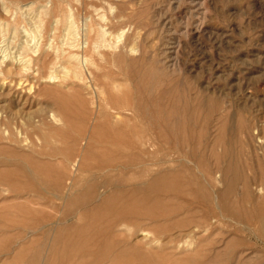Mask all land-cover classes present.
Segmentation results:
<instances>
[{
    "label": "rangeland",
    "instance_id": "1",
    "mask_svg": "<svg viewBox=\"0 0 264 264\" xmlns=\"http://www.w3.org/2000/svg\"><path fill=\"white\" fill-rule=\"evenodd\" d=\"M68 16L71 18L69 19ZM69 21L72 28H69L68 23H66ZM0 25V39H2L0 40V71H2L0 72V122L2 125L0 131L8 128L11 140L21 139L20 134L22 136L25 134L24 136H27L28 139L24 144L25 150H28L29 139L35 138L37 134L43 137L39 141L42 150H47L49 146L59 149L64 148L70 137L60 138L58 136V138L59 128L60 130L64 128L68 132L80 130V137H82L85 133L86 119L83 118L82 122L77 121L74 112L64 109L63 112L66 115L60 116L62 118L59 119V122H56L58 124L52 121L55 129L52 130L53 125L47 115L51 110L58 112L54 100L59 95H63V91H67L69 84H74L75 81L85 86L82 92L85 99L88 101L92 99L93 101V97H95L94 103L101 105V108L108 106L107 102L119 106L130 103L136 107L140 98L139 93H142L141 96L145 100H150L154 99L166 87L167 91L174 90L177 97H181L182 100L187 99L193 103L196 102L190 110L192 109L191 112H198L201 118L199 124L195 127L194 134H198L199 130L202 131L204 139L205 137H207L206 140L210 139L207 142L218 135L216 146L218 153L221 154L225 148L227 149V156L225 155L224 159L226 164L231 165L235 173L233 174L231 170L230 179L235 187L234 190L226 192L225 199L228 200H226L229 203L228 205L238 206L243 204L248 219L245 221L244 218L238 219L232 216L229 218V215L221 217L222 215L214 205V201L213 205H209L204 200V196L208 199V195L213 198L215 195H219L218 192L221 190L218 189L225 186L223 182L226 180L217 176L215 182L218 185L214 182V187L207 186L206 192L208 193L190 192L189 198H192L193 202L185 204L184 210L188 212H185V215L190 216L192 219L190 217L189 219L194 221L197 216L202 215V218L199 219H201L200 224H203V227L201 226L200 230L194 232L195 235L191 233L190 237L192 238L189 237L187 228H177L180 225L182 226V222L185 220L181 213L182 207L177 203L184 198L179 196L176 197L178 201L174 200L175 203L173 202V206L178 204V207L175 206L177 209L171 213L169 219L173 221L175 219L176 224L177 222L180 224L179 226L178 224H172L171 226L169 224L167 228L160 231L161 234L166 232V235L162 234L163 236L160 239L164 243L170 240L167 250L170 253L172 252L171 254L174 257L189 258V260H185V264H192V262L194 264V261L191 259L192 257L184 256L182 249L189 246L190 249L187 248L186 250L189 251L197 243L204 244L205 249L203 247L202 249L208 251L209 261H206L205 264H264V147H258L255 138H253L256 135L254 134L255 131L257 132L261 127L264 128V0H0ZM98 29H105L110 33L102 38L98 34ZM24 40L27 44L24 43ZM124 46L125 48H123ZM125 49L130 50V53L129 51L126 52ZM44 50H47L49 58L54 56L55 53L58 57H54L55 62H58L57 67L50 65H48V69L47 66L39 67L35 59L39 58L40 54H46ZM73 54L82 58L76 60L75 57L71 56ZM84 57L86 61L83 62ZM26 61L31 64H28V62L26 64ZM22 63L25 65L23 66ZM83 64L85 65L83 66ZM30 67L32 72L28 71ZM23 68L26 69L27 73ZM142 70L145 72L147 70V72L145 73ZM29 73H32L33 76L30 75V77ZM50 74H54V80L48 78ZM2 75L5 77H2ZM137 75L142 78H140L141 81H139ZM147 75L149 79H147ZM81 76L83 80L79 78ZM22 77L26 78L23 79ZM67 77L68 79L65 80ZM91 77L93 78L90 79ZM12 78H15V80ZM11 80L13 84L10 83ZM19 81L23 85L21 83L17 84ZM88 83H91V86ZM19 87L23 89L21 90ZM129 87H132V89ZM8 88L10 89L8 90ZM54 90H57L56 93H54ZM88 90L91 91V94L93 93L92 96ZM113 95L120 99L114 98ZM206 97L214 98L211 111L206 107ZM103 99L105 102L102 101ZM112 99H116L119 103L114 102ZM124 101L126 104L123 103ZM89 106L88 103V109ZM34 112L36 115H33ZM122 112H125L124 115ZM122 112L123 117L131 116V113L126 110H122ZM201 112H204V115ZM208 114L211 115L209 117H212L210 121L206 118ZM38 119L42 120V123ZM221 123H223L222 126H220ZM212 124L213 126H211ZM56 125L57 127H55ZM78 125H81L83 130ZM145 131L146 133L149 132L148 129H145ZM46 135H48L47 138H45ZM0 136L2 137L0 145L7 146L10 143L6 139L7 135L3 136L0 132ZM0 155L5 156V154ZM145 160L146 158L144 159L145 163L148 162ZM250 177L255 179L250 182ZM220 182L221 185H219ZM34 191L46 197L48 201L47 204L43 205L45 206V215L42 216V221L48 222V215H59L61 210L58 204L61 200L57 199L56 193L40 186L35 187ZM211 210L217 216L216 221L207 220L206 213L207 211L211 212ZM145 224V227H150L151 223L148 221ZM24 230H29V228L26 227ZM167 230L170 232L168 233ZM209 230L210 234L207 233ZM14 231H21V229ZM23 232L25 233V231ZM182 233L184 234L182 235ZM185 235H188L186 236L188 238H185ZM174 237L182 240L179 242ZM201 238L205 240V243L204 240H199ZM259 241L261 242L259 243ZM192 242L196 244L192 245ZM186 243L187 245H185ZM258 243L259 245H257ZM1 244H4L3 246L7 245L5 240H2ZM220 249H222L224 255L221 256L223 260L220 257V260L216 259L217 261L210 262L214 253L220 251ZM38 260L34 262L38 264ZM201 262L199 260L195 263L199 264Z\"/></svg>",
    "mask_w": 264,
    "mask_h": 264
},
{
    "label": "bare ground",
    "instance_id": "2",
    "mask_svg": "<svg viewBox=\"0 0 264 264\" xmlns=\"http://www.w3.org/2000/svg\"><path fill=\"white\" fill-rule=\"evenodd\" d=\"M68 17L69 19L71 18L70 16ZM72 22L73 21L71 19V23ZM66 23L69 25L70 21ZM70 27L72 28L71 24L69 25V28ZM109 33L110 32L105 29H100L98 31L99 36L102 38L109 35ZM24 43H26L25 40ZM129 46H127V48ZM123 48H125V46ZM125 50L130 53V50ZM45 52L46 54H40L41 56L38 54L39 58L35 59L39 67L47 66V69L48 65L57 67L56 64L58 62L56 63L54 60V57H57L55 53L54 56L49 58L47 56V50ZM71 56H73V58L75 57L76 60L80 58L79 55L77 56L76 54ZM82 60L84 62L86 61V58L84 57ZM27 62L28 64H31L29 61H26V64ZM84 65L85 64H83V66ZM35 67L37 68V65ZM28 69V71L32 72L31 67ZM30 75L33 76L32 73H29V76ZM50 75H48V78L52 79L54 74L52 76ZM73 75L77 76L76 74ZM90 75H92V73H90ZM35 76L36 74L34 77ZM2 77L5 76L2 75ZM38 77L41 78V76ZM137 77L139 78V75H137ZM22 78L24 79L26 77ZM79 78L83 80L82 76ZM92 78L93 77L90 79ZM140 78L139 81H141ZM12 79L15 80V78ZM67 79L68 77L65 78V80ZM147 79H149V77ZM12 82L13 81L11 80L10 83L13 84ZM76 82L77 81H75L74 84H69V89L67 91H63V95L58 94L59 97L56 100H54V97L53 100L58 108V112L56 113L51 110L49 113L46 111L48 113L46 114L51 119V124L52 121L55 122V124H58L56 122H59V119L61 120L62 117L60 116L64 114V109L74 112L77 121L82 122L81 120H83V118L86 119L87 122L84 127L85 133L82 137H80V130L68 132L64 128H61L62 130L59 128L60 132H58V135L55 133L57 137H70V139L65 143L64 148L62 147L59 149L48 145L49 148L47 146V150H42L39 141L42 140L41 138L43 137L37 134L35 138L29 139V145H27L28 150H25L24 144L28 141L27 136H24L25 134L23 136L20 134L21 139L11 140L9 138L10 133L8 128H4L3 131H0L1 135H7L6 139L10 142L7 146L0 145V154H5V156L0 155V168H2L0 169V264H25L26 262L27 264H37L34 261L38 259V264H183L185 260H189V258H183L182 256L174 257V255L171 254L172 252L170 253L167 250V248H169L168 245L170 240L164 243L162 242V239H160L161 236H163L162 234H165L166 232L161 234L160 231L167 228L169 224L170 226L172 224H176L175 219L174 222L169 218L171 213L177 209L176 207H178L177 205L179 204L180 207H182L181 213L186 221L183 220L182 226H179L180 223L177 222L179 226L177 228H187L186 230L189 237L191 233L195 235L196 233L194 232L200 230L203 225L200 224L201 219H199L202 218V215L199 217L197 216L195 221L191 220L192 218L190 216L189 217L191 219L185 215V212L188 213L184 210L185 204L187 202H193L192 198H189V193L193 191L199 194L208 193L206 192V187H214L213 185L217 183L215 182L217 176L226 180L223 182L225 183V186L222 189H218L221 191L218 192L219 195H215L214 198L212 196L209 197L208 195L207 199L206 196L203 195L205 197L204 200H206L209 205H213L214 201V205L218 208L219 213L222 215L221 217L229 215V218L232 216L238 219L244 218L245 221H247V211L242 206L243 204L238 206L228 205L229 203L226 202L227 199H225L227 195L226 192L234 190L235 187L230 179L233 171L232 167L229 163L226 164L224 159L226 152H228L226 151L227 149L225 148L223 150L224 152L221 154L218 153L216 148L218 135L210 142H207L210 139L206 140L207 137L204 139L202 131L200 132L199 130L198 134H194L195 127L199 124V120L201 118V115L198 114V112H191L192 109L190 110V108L193 107L192 105H195L196 102L193 103L187 99L182 100L181 97H177L174 90L167 91L166 87V89L159 92L154 99L150 100H145V98L141 96L142 93H139L140 98L136 107L130 103L126 104V99L124 98L125 101L123 103L126 104L125 106H119L113 103L109 104L107 102L108 106L101 108V105L99 106L97 103H94L95 97H93V101L92 99H90L91 101L85 99L82 93L85 86ZM20 83L21 82L19 81L17 84ZM31 83L33 84V82ZM21 84L23 85V83ZM137 87L139 86L137 85ZM129 88L132 89V87ZM9 89L10 88H8V90ZM89 89L91 90V87ZM56 91L54 90V93H56ZM48 92L51 93L49 90ZM89 93L87 94L88 96L91 94ZM110 93L112 94V92ZM113 97L117 98L116 95H113ZM112 100H114V102L116 101V99ZM127 100H129V98H127ZM87 101L91 109H88ZM102 101H104V99ZM206 101V107H208L211 111L214 105V98L212 99L206 97ZM117 102L118 101H116V103ZM98 103L100 102L98 101ZM134 104H136V102H134ZM122 110L130 112L131 116L123 117L122 114L124 115L125 112L123 113ZM202 113L204 115V112H201V114ZM33 115H36V113L34 112ZM37 116L39 115L37 114ZM209 116L211 115H206L208 121L212 120V117ZM39 121L42 123V120ZM213 124L211 126H213ZM222 125L223 123L220 124V126ZM0 126H2L1 122ZM55 127H57V125ZM145 129H148L149 132L147 131L148 133H146ZM52 130H55L54 125ZM254 134H256L253 138H255L254 140L256 141L257 146L261 148L264 147V128L261 127L257 130V132L255 131ZM47 137L48 135L45 136V138ZM1 138L2 137L0 136V139ZM145 158L148 161L146 163L144 162ZM233 174H235L234 171ZM235 176L237 177V174ZM253 179L255 178L250 177L249 181L252 182ZM219 185H221V182ZM38 186L56 193L57 199L61 200V202H59L60 204H58L61 212L57 216L48 215V222L42 221V216L45 215V206L43 205L47 204L48 201L46 197L37 194L34 191L35 187ZM179 196H182L184 199L182 201H178L176 197ZM174 200L178 201V204L176 203L177 205H175L176 207L173 206ZM208 200L210 201L208 202ZM206 216L207 220H217V216L214 214L213 210H211V212L207 211ZM148 221L151 223L150 227H145L144 225H146L145 223H148ZM257 226L260 229L259 225ZM26 227L29 228V230H24ZM16 229H21V231H14ZM22 230L25 231V233ZM169 230H167L168 233L170 232ZM209 232L210 230L207 233ZM183 234L184 233H182V235ZM186 236L188 235H185V238H188ZM202 238L199 240H204ZM256 238H258V236H256ZM2 240L6 241V246L1 244ZM181 240L178 239L179 242ZM13 241L14 243H12ZM261 241H259V243ZM193 242L192 245L196 244H193ZM259 243L257 245H259ZM185 245H187V243ZM185 245L184 247H186ZM203 246L204 244L197 243V245H194L191 250L186 251L187 248H189V246H187V248L182 249V252H184L183 255L190 258L192 257L191 259L194 261V264H196L195 262H199V260L200 262L202 261L199 264H205L206 261H209V254L208 251L203 250L205 249ZM222 249H220V251ZM220 251H215L216 253H214V255L211 254L213 255V258L210 262L216 259L220 260V257L224 256L222 254L223 252Z\"/></svg>",
    "mask_w": 264,
    "mask_h": 264
}]
</instances>
